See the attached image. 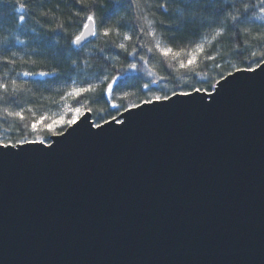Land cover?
Returning a JSON list of instances; mask_svg holds the SVG:
<instances>
[{"label":"water","instance_id":"obj_1","mask_svg":"<svg viewBox=\"0 0 264 264\" xmlns=\"http://www.w3.org/2000/svg\"><path fill=\"white\" fill-rule=\"evenodd\" d=\"M185 99L0 158V264H264V80Z\"/></svg>","mask_w":264,"mask_h":264},{"label":"snow or ice","instance_id":"obj_2","mask_svg":"<svg viewBox=\"0 0 264 264\" xmlns=\"http://www.w3.org/2000/svg\"><path fill=\"white\" fill-rule=\"evenodd\" d=\"M62 5L74 8L72 17L83 21L80 31L71 40L74 47H70V52L79 55L94 40L109 38L114 33L117 38L122 36V39L119 42L105 39V46L118 48L131 57L127 68L136 75L122 73L109 76L106 74V64L102 65L101 74L95 78V82H78L69 73L56 68L51 71L15 70L18 60L36 65L38 59L64 57L59 39L62 34L66 38L64 23H57L55 27L47 29L51 35L37 33L35 27L26 30V36H42L39 46L43 48V51L33 49L27 59L18 56V51L14 50L28 47L26 40H0V124L14 121L18 133L15 139L9 135H0V158L21 154L31 158L35 153L49 156L62 143L53 137H71L78 130L90 137H102L105 133L104 125L111 127L113 123L120 126L114 130L116 132L130 130L134 121L146 111H154L157 107L168 108L180 103L181 97L186 98V104L209 108L245 74L251 80H255L259 74L260 80H264V0H162L159 3L152 0H128L126 10H131L133 23H118L115 28L108 26V20L124 6L114 5L111 11L98 20L97 10L104 11L99 0H71L70 5L66 0H57L55 3L53 0H18L15 11L19 13L20 26L35 19V23L43 29L40 18H48L50 13L55 15L53 8L60 10ZM157 12L170 19L157 20ZM69 22H73L71 18ZM121 28L127 31L121 33ZM186 28L188 32H185ZM126 42H133L131 51ZM140 50H144V54H140ZM97 51L102 60L109 59L103 56L104 47ZM69 59L70 71L75 72L79 63L71 59V56L65 62ZM84 65L92 67L87 59ZM204 69H210L214 74L209 75ZM9 73L14 75L10 76ZM141 73L148 78L146 82L135 91H124L116 95L128 80L141 79ZM185 75L199 78L201 86L190 85ZM173 80L184 83L173 84L169 91V83ZM29 84L59 94L58 99L56 95L44 96L41 92L39 97L33 93L32 99L22 101L21 96L27 97L32 93V89L27 87ZM105 84L106 87H101ZM50 85L57 87L51 89ZM184 85H189L191 90H184ZM89 94L90 99H85ZM114 95L123 103H116ZM101 100L116 110L115 115L109 114L110 120H103V124L91 121L89 115L94 112L91 103H99ZM41 101L56 105L58 111L53 112L49 108L38 112L37 109L44 106ZM82 123L87 127L81 129ZM93 128L97 131L93 132ZM11 131V126L3 129L5 134ZM26 145L38 147L26 148ZM14 149L15 152L12 151Z\"/></svg>","mask_w":264,"mask_h":264},{"label":"trees","instance_id":"obj_3","mask_svg":"<svg viewBox=\"0 0 264 264\" xmlns=\"http://www.w3.org/2000/svg\"><path fill=\"white\" fill-rule=\"evenodd\" d=\"M18 0H0V40L7 39L8 41L12 42L16 38H19L21 40H26L28 47L26 48H20V49H14L18 51V56L24 57V59H27L29 55H31L33 49H38L40 51H43V48L39 46V41L41 40V35H25L24 32L26 30H30L31 28L35 27L37 29V33H46L47 35H51V33L47 32V29L55 27L57 23H64L66 28V38L65 35L62 34L60 39V46L64 50V57H60L57 59H48V60H37V64L33 65L31 63H23L20 60H18V63L15 67L16 71H51L53 68H56L59 71L69 73L73 78L77 79L78 82L80 81H93L95 82V78L101 74L102 71V65H107V73L109 76L111 75H119L122 73H126L129 76H135L136 74L128 70L127 65L131 62L132 58L128 57L126 53H123L118 48H112V47H106L105 46V39L108 40H117L119 42L120 39H122V36L120 38H117L115 34L113 33L109 38L100 37L98 40H94L93 43L88 44L85 49H83L79 55H77L76 52H70V47H74L71 45V40L74 38V35L78 34L80 31V28L82 27L83 21L79 18L72 17V12L75 10L72 7H65L62 5L60 10H56L53 8V12L49 14L48 18H40V24H43V29L40 28V25L35 23V19L33 21L26 22L23 26H20V22L18 21V15L19 13L15 11V5L17 4ZM57 2V0H53V3ZM154 3L162 2V0H152ZM67 4H71V0H66ZM99 3H101L104 7V11L101 12L99 9L97 10V18L99 20L100 16H105L107 12L111 11L113 6L116 4H121L124 7L117 11L116 15L112 17L110 20H108V26L115 28L118 23H133V17L131 10H126L128 5V0H99ZM39 12V10H37ZM152 11H155V9H152ZM73 22H69V20ZM156 19H164L168 21L170 18L167 16H164L157 12ZM190 27V26H189ZM99 31V27H98ZM124 31H127L126 28H121V33ZM189 29L186 28L185 32H188ZM187 39V37H185ZM135 40V37L133 39V42ZM133 42H126L128 46V50L131 51L132 43ZM104 47L105 51L103 53V56H107L109 59L107 61H104L100 58V53L97 51L99 48ZM117 54L118 57H117ZM140 54H144V50H140ZM49 56L52 55V53H48ZM68 56H71V59H76L79 63V68L75 72L70 71L71 66V60H67V63L65 62L66 58ZM116 57V58H114ZM33 59H37V57H33ZM87 59L89 63L92 65L91 68H87L84 65V60ZM157 70L159 71V65L157 66ZM2 71V70H0ZM204 71H207L209 75H213L214 73L210 69H204ZM161 74H164L161 72ZM9 75H14V73H9ZM141 79H130L128 80L126 85H123L120 89H118L117 94L124 91H135L137 87L142 85L146 80L147 77H144L141 73ZM24 79H30V78H24ZM35 79H41L40 77H36ZM185 79L189 81V84L192 86L200 87L201 84L198 83V79L195 76H189L185 75ZM175 83L183 84V81H176L173 80L169 83V91L172 90V85ZM27 87L32 89V93H29L27 97L21 96V100H29L32 99L33 93L35 96L39 97L40 93L43 92L44 96H50V95H56V98L58 99L57 93L50 92L44 90L43 87H38L32 84L27 85ZM56 85H50L49 88L55 89ZM101 87H106L105 85H102ZM184 90L190 91L191 88L189 85H184ZM211 90V89H209ZM116 95L113 96V100H115L116 103H123L119 99L116 98ZM85 99H90V94L85 97ZM132 99H135V97H132ZM43 103L42 108H38V112H42L46 109H51V111L55 112L58 111V108L56 105H50L46 101H41ZM138 102V101H137ZM91 106L94 108L93 112V120L94 122L103 123L104 119L110 120V113L112 115H115L116 110L108 107V104L106 101L101 100L99 103H91ZM104 109V111H101ZM12 127V131L10 133L5 134L3 132L4 128ZM0 135H9L13 139L17 138L18 133L15 130V122L9 121L8 124H0ZM34 138V137H30Z\"/></svg>","mask_w":264,"mask_h":264}]
</instances>
